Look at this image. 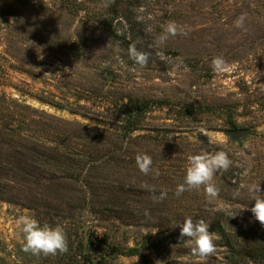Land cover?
I'll use <instances>...</instances> for the list:
<instances>
[{"label": "rangeland", "instance_id": "obj_1", "mask_svg": "<svg viewBox=\"0 0 264 264\" xmlns=\"http://www.w3.org/2000/svg\"><path fill=\"white\" fill-rule=\"evenodd\" d=\"M133 2L0 0V264H264L240 189L264 195V0ZM218 151L233 164L217 195H177L188 158ZM22 215L61 227L67 250L24 251ZM187 218L209 224L206 260L179 239Z\"/></svg>", "mask_w": 264, "mask_h": 264}, {"label": "clouds", "instance_id": "obj_2", "mask_svg": "<svg viewBox=\"0 0 264 264\" xmlns=\"http://www.w3.org/2000/svg\"><path fill=\"white\" fill-rule=\"evenodd\" d=\"M244 20L245 17L242 15L235 22V26L242 28ZM169 31L174 33L172 28H169ZM161 42H163V38ZM128 55L140 66H144L147 63L148 57L138 52L134 46H130ZM211 65L213 71L216 72L224 71L227 68V65L220 57L213 58ZM136 163L139 170L144 174H148L151 170L152 162L147 156H137ZM232 164L233 161L225 151H218L211 155L190 156L183 183L177 188V195L185 190L199 189L204 186L206 195L214 198L217 195V189L211 183L213 174L221 170L227 171ZM240 189H246L252 195V200L254 201V205L250 209L246 208L245 210H250L254 219L264 226V195L260 194V185L242 183ZM17 225L23 234L24 251L33 255H55L57 252L63 253L67 250L66 234L61 227L41 225L38 220L29 215L20 216L17 220ZM176 226L180 227L179 239L183 241L187 237L186 242L191 243L192 255L199 257L203 261L213 253V234L209 232L208 223L203 220L194 223L191 218H187L183 223Z\"/></svg>", "mask_w": 264, "mask_h": 264}, {"label": "trees", "instance_id": "obj_3", "mask_svg": "<svg viewBox=\"0 0 264 264\" xmlns=\"http://www.w3.org/2000/svg\"><path fill=\"white\" fill-rule=\"evenodd\" d=\"M110 1H111V0H110ZM114 1L116 2V0H114ZM133 1H134V0H133ZM143 2H144V0H135V3L133 2V4H135V9L138 8L139 6H142L141 4H142ZM143 5H144V3H143ZM125 18H126V21H127L130 25H132V23L135 22V40H137L138 38L143 39V38H142L143 33H142V32L139 33V31H137V30H139V29H136V26H140V25H141L140 23L137 22V21L139 20L138 17L135 16V21H133V19H132L131 17L127 16V15H126ZM140 34H142L141 37H140ZM140 41H141V40H140ZM140 41H138V42H140Z\"/></svg>", "mask_w": 264, "mask_h": 264}, {"label": "water", "instance_id": "obj_4", "mask_svg": "<svg viewBox=\"0 0 264 264\" xmlns=\"http://www.w3.org/2000/svg\"><path fill=\"white\" fill-rule=\"evenodd\" d=\"M228 133L231 135V137L237 140L240 144H243L248 135V130L244 128H237V129L229 130Z\"/></svg>", "mask_w": 264, "mask_h": 264}]
</instances>
